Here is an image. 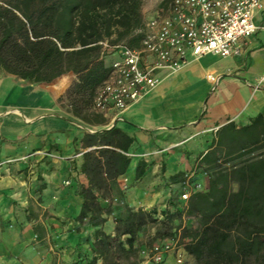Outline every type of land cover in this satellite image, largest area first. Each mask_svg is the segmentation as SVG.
Wrapping results in <instances>:
<instances>
[{
    "label": "crops",
    "instance_id": "obj_1",
    "mask_svg": "<svg viewBox=\"0 0 264 264\" xmlns=\"http://www.w3.org/2000/svg\"><path fill=\"white\" fill-rule=\"evenodd\" d=\"M255 22L264 23V0ZM187 60L176 72H159L150 95L120 114L111 112L104 117L109 124L96 131L59 102L76 80L72 73L42 84L0 70V264H72L92 255L98 228L76 220L83 204L79 188L88 187L82 172L86 133L117 126L135 138L127 172L103 199L113 209L101 227L107 233L114 234L115 217L126 207L162 218L165 209L174 211L185 187H208L199 161L218 129L264 116V35L243 40L233 57L188 54ZM140 161L147 167L137 180Z\"/></svg>",
    "mask_w": 264,
    "mask_h": 264
},
{
    "label": "trees",
    "instance_id": "obj_2",
    "mask_svg": "<svg viewBox=\"0 0 264 264\" xmlns=\"http://www.w3.org/2000/svg\"><path fill=\"white\" fill-rule=\"evenodd\" d=\"M144 26L142 0H0V70L42 84L72 73L76 80L59 102L66 101L67 111L81 122L104 127L109 121L92 110L111 73L102 43L139 49ZM134 143L117 126L84 135L88 187L79 188L83 204L76 220L98 229L92 255H80L72 264H141L140 238L151 230L152 242L180 235L192 264H264L263 115L218 129L199 161L206 189L182 206L174 203V211L165 209L162 218L154 210L126 207L115 217L114 234L107 233L101 227L113 210L100 200L127 172ZM146 167L139 162L137 180Z\"/></svg>",
    "mask_w": 264,
    "mask_h": 264
},
{
    "label": "built area",
    "instance_id": "obj_3",
    "mask_svg": "<svg viewBox=\"0 0 264 264\" xmlns=\"http://www.w3.org/2000/svg\"><path fill=\"white\" fill-rule=\"evenodd\" d=\"M262 8L263 0H169L165 9L145 20L139 49L102 43L111 73L98 89L92 110L103 117L126 111L157 88L159 72L184 67L188 54L193 58L238 55L243 40L258 32L264 35V23L255 22ZM208 79L218 82L214 76ZM204 189L194 183L181 200L187 202L191 194ZM184 253L178 239H166L143 248L141 264H185Z\"/></svg>",
    "mask_w": 264,
    "mask_h": 264
},
{
    "label": "rangeland",
    "instance_id": "obj_4",
    "mask_svg": "<svg viewBox=\"0 0 264 264\" xmlns=\"http://www.w3.org/2000/svg\"><path fill=\"white\" fill-rule=\"evenodd\" d=\"M166 3H167V5H166ZM167 6H168V0H142V12H143L145 20L151 18L155 12L160 11L161 9H165ZM62 105L65 108V110L68 109L66 101H64ZM88 126H90V125H88ZM90 127H92V128H88L89 131H96L95 129L97 127H95V126H90ZM193 184L194 183H192L189 187H185L184 190L190 189ZM184 190L181 191V195L184 193ZM101 202L104 203L105 206H112L110 202L108 204H106L103 199L101 200ZM177 203L179 204V206H182V203H184V202L182 200H179ZM123 213L124 212H122V214ZM117 216H119V215H117ZM186 224L191 225V222H186ZM154 232H155L154 230H151L148 235L140 238L139 253L141 252V250L143 248H150L155 243L160 242L159 240L153 241V242L151 241V237L154 235ZM176 239L180 240V235H178ZM179 245H180V242H179ZM172 262H173V258L171 259V263ZM184 262H185V264H192L193 263V259L186 252L184 253Z\"/></svg>",
    "mask_w": 264,
    "mask_h": 264
}]
</instances>
